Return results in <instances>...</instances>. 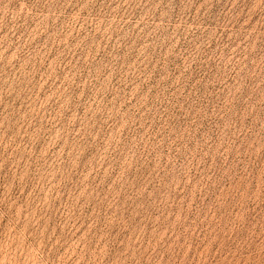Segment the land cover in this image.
Here are the masks:
<instances>
[{"label": "rangeland", "instance_id": "obj_1", "mask_svg": "<svg viewBox=\"0 0 264 264\" xmlns=\"http://www.w3.org/2000/svg\"><path fill=\"white\" fill-rule=\"evenodd\" d=\"M0 264H264V0H0Z\"/></svg>", "mask_w": 264, "mask_h": 264}]
</instances>
